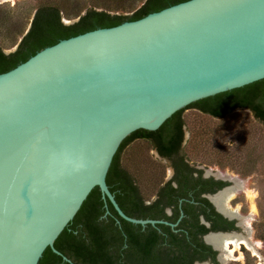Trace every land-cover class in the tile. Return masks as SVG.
I'll return each mask as SVG.
<instances>
[{
  "label": "water",
  "instance_id": "water-1",
  "mask_svg": "<svg viewBox=\"0 0 264 264\" xmlns=\"http://www.w3.org/2000/svg\"><path fill=\"white\" fill-rule=\"evenodd\" d=\"M263 79L264 0L183 1L0 73V264H39L49 247L75 264L55 242L95 187L106 215L109 200L128 222H162L127 215L107 183L123 141Z\"/></svg>",
  "mask_w": 264,
  "mask_h": 264
},
{
  "label": "trees",
  "instance_id": "trees-1",
  "mask_svg": "<svg viewBox=\"0 0 264 264\" xmlns=\"http://www.w3.org/2000/svg\"><path fill=\"white\" fill-rule=\"evenodd\" d=\"M112 1L120 3L117 4V10L127 9L124 6V0ZM183 1L187 0H144L131 14L113 13L107 8L101 9L98 6H93L87 9L84 14L77 15L79 20L73 24L64 22V9L59 5L43 3L36 10L31 29L26 35H23V39L15 52L6 54L5 49L0 45V73L15 68L41 49L56 44L62 39L96 28L111 27L124 21L137 20L151 12L160 11ZM237 104L250 107L257 119L264 121V79L242 88L200 100L190 106L201 105L205 109L204 111L216 113L231 109ZM184 110L174 114L157 131L138 130L134 132L123 141L116 153L107 176V183L127 215L135 216L136 214L137 196L140 187L137 168L133 170V168L123 165V153L127 145L138 137H154L156 135L154 140L157 141L161 149L176 146V144L168 145L170 144V138L164 139L158 133L167 130H174L177 133L182 132L186 124V120L182 118ZM172 143L175 142L172 141ZM224 157L233 160L236 155L228 153ZM108 208L110 213L106 215L107 208L102 193L99 187H95L75 218L56 240L55 247L75 264H141V248L138 234L135 231L138 225L121 218L109 200ZM118 219L121 221L120 223ZM125 231H127V236ZM261 232L264 234V226L263 230L261 228ZM261 237L264 239V235ZM194 238H196V234H194ZM201 247L205 248L206 253L212 254L213 260H215L216 253L214 251L212 252L207 246ZM147 249H142L145 254L148 252ZM178 251L181 250H176V262H178ZM196 253L197 250L192 243V260L197 257L195 256ZM163 254L164 252H161V255ZM39 264L73 263L64 260L63 256L56 254L49 247Z\"/></svg>",
  "mask_w": 264,
  "mask_h": 264
},
{
  "label": "flooded vegetation",
  "instance_id": "flooded-vegetation-1",
  "mask_svg": "<svg viewBox=\"0 0 264 264\" xmlns=\"http://www.w3.org/2000/svg\"><path fill=\"white\" fill-rule=\"evenodd\" d=\"M189 109L218 120L233 112L246 110L257 119L254 111L245 105L237 104L231 109L216 113L204 111L201 105L188 106L184 112ZM223 113L225 114L222 115ZM257 120L264 124V121ZM186 132L185 124L180 133L174 130L158 133L164 139L170 138L168 145L176 146L161 149L154 140L155 135L138 137L126 147L128 149L135 141L146 142L150 146L142 158H139L140 187L136 214L129 216L142 220L162 221L156 225L137 224L135 231L141 248V264H220L223 261L222 249L209 241L210 236L245 237L248 233H253L251 228L253 214L247 191L236 186L235 179L242 182L241 176L230 169L222 170L218 166L211 167L201 161H194L187 150V145L192 139L191 136L189 139L186 138ZM225 191L234 192V196L226 201V207L229 209L226 212L214 201L216 196ZM242 195L248 199V209L250 208L248 214L244 210V204L236 201ZM172 224L176 226L173 227ZM125 235L127 236V231ZM192 243L197 250L195 255L197 257L194 260L191 256ZM238 243L240 248L245 245L242 240ZM234 244L230 240L228 248L231 249ZM201 246H207L214 251L216 261L213 260L212 254L206 253L205 248ZM142 249H147L148 252L145 254ZM176 250H181L178 251V262L175 261ZM161 252L164 254L161 255Z\"/></svg>",
  "mask_w": 264,
  "mask_h": 264
},
{
  "label": "rangeland",
  "instance_id": "rangeland-1",
  "mask_svg": "<svg viewBox=\"0 0 264 264\" xmlns=\"http://www.w3.org/2000/svg\"><path fill=\"white\" fill-rule=\"evenodd\" d=\"M144 0H124L127 9L117 10L112 0H16L0 2V45L5 51L13 50L31 26L36 10L43 3L59 5L63 12L64 22L78 19L87 9L98 6L109 9L113 13L131 14ZM131 7V8H129ZM129 8V9H128ZM16 43V44H14ZM187 132L191 143L187 150L194 161H201L211 167L218 166L222 170L230 169L240 175L246 185V191L256 193V213H253L251 228L253 239L259 242L256 250L246 244L234 249L233 256L220 264H264V239L261 237L264 226V124L254 118L250 111L240 110L228 114L222 120L196 112L193 109L184 112ZM192 133V134H191ZM149 144L133 142L123 153V165L138 172L139 158L147 152ZM228 153L236 158L225 159ZM228 156V155H227ZM230 160V161H229ZM233 161V162H232ZM244 204L248 214V199L243 195L236 199Z\"/></svg>",
  "mask_w": 264,
  "mask_h": 264
},
{
  "label": "bare ground",
  "instance_id": "bare-ground-1",
  "mask_svg": "<svg viewBox=\"0 0 264 264\" xmlns=\"http://www.w3.org/2000/svg\"><path fill=\"white\" fill-rule=\"evenodd\" d=\"M4 1H12V2H15L16 0H0V2H4ZM235 180L237 182V184H236L237 187H241L242 189H246V185L243 182H239L237 179H235ZM246 195L249 198V202H250V207H251L252 214L253 213H256V205H255L256 193L254 191H251L250 190V191H247V194ZM232 196H234V192H231L230 193L229 191H225L224 193H221L220 195L216 196L214 198V201L216 202V204L219 206V208L222 211L226 212V211L229 210L226 207L227 206L226 205V201L230 197H232ZM237 209H235V210H237ZM233 211H234V209H233ZM208 239H209L210 242L214 243V245H216L217 247H219V248L222 249L221 256H222L223 260H226V258H229V257H232L233 256L234 249L230 250L228 248L229 241L230 240H232L235 243L234 244V248H238V246H239L238 244H240L238 242L240 240H242V242L244 244H246L252 250H256L257 246H259V242L255 241L253 239V233L252 234L251 233H248V235L245 236V237H235V236L230 237V236H222V235H212Z\"/></svg>",
  "mask_w": 264,
  "mask_h": 264
}]
</instances>
